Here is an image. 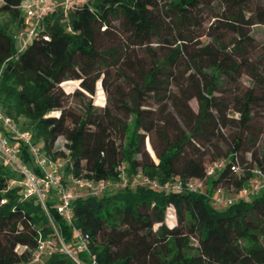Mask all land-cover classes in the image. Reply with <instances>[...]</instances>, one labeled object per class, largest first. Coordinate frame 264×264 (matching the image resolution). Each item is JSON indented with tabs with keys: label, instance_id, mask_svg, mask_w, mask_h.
Masks as SVG:
<instances>
[{
	"label": "trees",
	"instance_id": "trees-1",
	"mask_svg": "<svg viewBox=\"0 0 264 264\" xmlns=\"http://www.w3.org/2000/svg\"><path fill=\"white\" fill-rule=\"evenodd\" d=\"M21 2L0 0L9 17L0 22V107L22 118L47 154L67 155L75 175L113 179L124 162L128 174L159 180L203 177L221 157L264 167V45L258 51L250 34L264 24V0H80L50 10L47 38L37 34L17 52L10 26L20 24ZM103 72L113 74L108 85ZM99 78L117 97L68 110L60 83L77 79L74 93L93 94ZM21 156L31 166L25 149ZM15 176L0 162V264H75L58 250L31 261L38 240L51 248L55 232L69 241L72 227L89 234L97 264H264V191L216 210L204 191L125 186L74 198L68 225L54 199L46 212L34 197L20 198ZM245 180L227 168L212 177L234 190Z\"/></svg>",
	"mask_w": 264,
	"mask_h": 264
},
{
	"label": "built area",
	"instance_id": "built-area-1",
	"mask_svg": "<svg viewBox=\"0 0 264 264\" xmlns=\"http://www.w3.org/2000/svg\"><path fill=\"white\" fill-rule=\"evenodd\" d=\"M80 0H22L20 9V24L11 30L17 52L37 36L47 35L42 31L45 16L50 10L59 8L63 11L73 9ZM26 150L31 159L28 165L21 154ZM0 162L8 167L16 176L11 180L16 185L20 198L34 197L44 211L47 212L49 200L54 199V207L68 225H72L73 210L71 202L77 197H98L107 190H117L125 186H146L158 191H204V194L223 206L230 205L239 199L247 200L264 191V167L259 165L243 166L236 158L229 162L227 157H221L210 162L203 177H169L164 180L151 177L142 170L128 174L124 162L117 165L116 178H91L82 174L75 175L70 169L72 161L66 156L52 157L47 154L32 139V132L21 127L0 107ZM69 170L64 172V166ZM227 168L233 174H245V182L234 190L221 183L208 188L210 178L221 169ZM212 181V180H211ZM3 201V200H2ZM57 244L47 248L50 239H40L31 254V261L36 262L41 255L58 250L68 255L75 264H97L95 254L89 244V234L72 227L71 238L65 241L58 233Z\"/></svg>",
	"mask_w": 264,
	"mask_h": 264
},
{
	"label": "rangeland",
	"instance_id": "rangeland-1",
	"mask_svg": "<svg viewBox=\"0 0 264 264\" xmlns=\"http://www.w3.org/2000/svg\"><path fill=\"white\" fill-rule=\"evenodd\" d=\"M215 9H218L221 5L218 2H214L212 3ZM9 19L7 13L5 12H0V22H6ZM212 22V19L209 21L208 19H206L204 21V28L207 31V27L208 25ZM16 27L10 26V30H13ZM250 34L254 37V40L256 42V45L258 46V51L259 48L261 47V45H264V24H254L251 26V31ZM231 34L226 35V38L230 37ZM208 37H206L205 35L202 36V40H207ZM103 74H105V81L107 82V85L111 80V76H113V74L108 75V72H103ZM241 81L242 83L246 86L248 84L251 83V80L249 77H247L246 75H243L241 77ZM62 90L65 93H68V104H67V109L71 110L72 113H79V111L81 110V108L84 106V104L88 101V99H91L92 104L96 105L97 107H103L106 103H110V101H112V98L117 97V93L114 90V86L113 88L109 86V90H111V92H106V90H104L102 84H101V79L99 78L96 83H95V91L93 94H80L78 93H74L75 90L79 89V80L75 79V80H65L63 82L60 83ZM80 90V89H79ZM189 104L191 105L192 108L196 109V100L195 98H192L189 101ZM154 105V104H153ZM59 111L58 110H53L50 112L51 115H58ZM235 116L237 115L236 113L234 114ZM21 127L22 124H24V120L22 118L18 119L17 122ZM156 140V139H155ZM157 142V140H156ZM61 144H64V138L63 136H59L56 140L55 145L57 146H61V148H63ZM144 147L146 149V151L149 153V155L154 159V154H153V150L150 146V142L148 137H145L144 139ZM245 157L248 158L250 157L249 153L245 154ZM212 179L210 178V183L208 184V188L211 187L212 185ZM250 199V198H248ZM209 205L216 210H221L224 209L226 206H223L221 204L216 203L214 200L209 198L208 201ZM174 214L173 208L172 206H168L166 208L165 211V218H164V222L168 227H171L168 223H167V219H168V215L169 214ZM176 223L175 220V214H174V224ZM173 226V225H172ZM156 227V225H155ZM54 247V246H52ZM22 249H24V247L22 245H18L16 246V250L18 252H20Z\"/></svg>",
	"mask_w": 264,
	"mask_h": 264
}]
</instances>
